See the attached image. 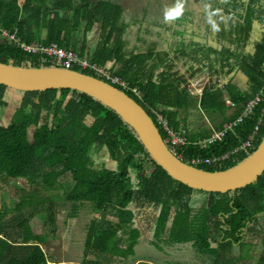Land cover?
Listing matches in <instances>:
<instances>
[{
	"label": "trees",
	"instance_id": "trees-1",
	"mask_svg": "<svg viewBox=\"0 0 264 264\" xmlns=\"http://www.w3.org/2000/svg\"><path fill=\"white\" fill-rule=\"evenodd\" d=\"M112 1L0 0V25L26 44L55 43L81 56L91 40L96 42L90 61L124 82L125 88L114 86L142 105L155 122L162 114L170 128L187 137L188 143L178 149L184 161L217 158L195 167L222 171L253 153L264 138V101L222 140H204L213 129L236 119L257 93L264 96V0H214L210 8L219 10L214 21L217 47L195 39L200 28L194 31L192 18L190 24L184 23L185 10L183 20L173 18L168 24L164 19L162 34H157L162 41L168 39L167 45L171 41L176 59H182L194 74L206 67L225 79L222 86L204 89L201 98L180 86L174 58L159 50L158 44L148 52L128 49L131 42L122 39L128 22L125 26L122 17L134 23L127 26L132 35L141 25L139 21L132 29L142 10L134 6L127 15ZM181 22L189 35L173 34L174 25ZM96 25H101L99 37L88 41ZM206 33L208 37L212 31L207 27ZM0 63L51 67L1 35ZM81 72L94 75L90 70ZM9 98L16 109L7 126L0 124V264H135L141 259L144 264H190L157 255L172 257L184 247L194 250L206 264H235L245 256L255 257L245 231L258 214L264 216V171L234 192L194 189L170 177L150 158L129 124L83 92H23L0 85V114L9 106ZM226 98L239 111L235 108L237 112L230 114L234 108L226 106ZM259 117L262 123L254 143L232 152L247 139ZM157 126L166 138L167 131ZM5 196L14 203L12 209L4 204ZM57 203L68 206L62 223L76 220L75 228L80 230L72 231L69 246L80 243L81 255L67 262L56 252L46 253L47 236L33 235L28 225L32 214L44 211L48 224L56 225ZM148 206L154 210V220L146 239L139 215ZM24 210L34 212L24 215ZM8 212L15 214L3 220ZM66 232L59 239L65 240ZM146 242V253H141L137 249ZM234 244L241 252L231 256ZM255 264H264V238Z\"/></svg>",
	"mask_w": 264,
	"mask_h": 264
},
{
	"label": "water",
	"instance_id": "water-1",
	"mask_svg": "<svg viewBox=\"0 0 264 264\" xmlns=\"http://www.w3.org/2000/svg\"><path fill=\"white\" fill-rule=\"evenodd\" d=\"M0 85L23 92L70 89L87 94L129 124L150 158L170 177L194 189L234 192L255 181L264 171V138L253 153L229 169L206 171L188 164L169 151L158 126L142 105L124 90L80 71L57 67L23 68L0 63ZM235 111V108L230 109L229 113Z\"/></svg>",
	"mask_w": 264,
	"mask_h": 264
},
{
	"label": "rangeland",
	"instance_id": "rangeland-1",
	"mask_svg": "<svg viewBox=\"0 0 264 264\" xmlns=\"http://www.w3.org/2000/svg\"><path fill=\"white\" fill-rule=\"evenodd\" d=\"M132 1L138 3L137 8L141 9L142 13L141 15H139V19L134 18V20H136L137 22H136L135 27H133L132 29L133 30L136 29V27L139 25L138 24L139 21L141 22V25L133 32V35H138V36H135L131 39V43H130L131 46H128V49L135 53H141L142 51L148 52L154 45L161 43V46H159L158 48H160V50H164L165 47L167 46L168 39L165 38L162 41L161 34H157V32L158 31L162 32V27H163L162 24L164 23V19H165V16H164L165 4H170V8H171L172 6H174L177 0H132ZM182 2H183V8L186 11L187 7L189 8V2L188 0H182ZM190 3H191L190 5L191 8H189L188 10H194L195 6H201L203 3L207 4L208 2H205V0H190ZM209 4L211 3L209 2ZM144 10H147V11L145 12ZM179 17L180 19L183 20V15L176 17V20L179 19ZM170 19H173V18H168L166 20L168 24L171 23ZM129 21H132V20L129 18ZM183 28H184L183 22H181L180 24L176 23L173 34L181 33L183 34V36L184 34L189 35V33L183 30ZM191 35L192 34H190V36ZM89 36L91 39H94L93 34H90ZM158 36H160V41L158 40L159 39ZM198 38L199 40H203L207 42L209 45H213L215 47L219 46L218 41H216V38L214 37V32H212L208 37H205L202 35V30H201L200 36H198ZM178 64L182 66V63L178 62ZM193 90L196 93L197 92L201 93L199 89H193ZM8 100H9V106L4 110L2 114H0V124L3 126H7L9 124V122L12 119V115L16 109L15 105L13 104L14 100L11 101L12 98H9ZM209 120L210 118L206 119V121H209ZM19 182L21 183L22 180L20 179ZM22 185H25V184L22 183ZM54 193L58 194V192L56 191H54ZM4 204L6 205L7 209H12L14 207V203L8 200L6 196H5ZM67 208L68 206L64 203L56 204L55 210L53 211L55 214H53V216H54V219H56L57 223L56 225L54 224V226H50L48 224L47 215H46L47 213H45V211L40 212L36 215L32 214L31 216L32 218L28 221L30 231L33 235H36V236L46 235L47 236V240L45 244L43 245L45 252L49 253L50 255H52L55 252L58 253L61 259L63 260V262H67V260H69V257L77 258L78 256L81 255V252H82V249L80 248V245H79L80 243L72 244L71 246H69V240H71L70 234L72 233V231L74 230L77 233H80V230L77 227L75 228L76 220H68L65 222V224L62 223L65 217V212ZM23 212H24L23 213L24 215H28L34 211L24 210ZM13 213L14 212L6 213L3 220H7L13 217V215L15 214ZM141 213H142V216L139 215V218H140L139 225H140L143 236L146 239H148L152 231V223L154 220V210L152 206H148V207L143 208V210H141ZM112 219L113 218H110V220ZM52 228L56 229L54 233H52V230H51ZM248 228L249 230L245 231L246 232V242L248 244L250 243L251 248L255 250L256 252L254 255L255 257L245 256L242 259L236 261L235 264H255L256 259L258 257V250H259L260 243L262 242L264 238V216H261L258 214L256 218L251 223H249ZM67 230L68 232H66L65 234L66 239L64 240L63 238V241H62L61 239H59L61 236V233L63 232L65 233V231ZM64 241L67 243V246ZM147 247H148V244L146 242V243L140 244L137 250L140 251L141 253H146ZM251 248L248 249L249 253L253 252ZM148 249H149L148 251H150V248ZM246 249H247V246L244 248V251L242 252L243 254L244 253L246 254L245 252ZM240 252L241 251L237 244H234L231 246V251H230L231 256H236L240 254ZM157 253H158L157 255L164 256L167 258H178L180 261H183L184 263L189 262L190 264H202V263L206 264V262H204L202 258L196 254L194 250L185 249V247L179 250H175V253L172 257L161 254L159 252ZM89 258L91 257L89 256ZM142 262H145L144 259L137 261L135 264H144Z\"/></svg>",
	"mask_w": 264,
	"mask_h": 264
},
{
	"label": "built area",
	"instance_id": "built-area-1",
	"mask_svg": "<svg viewBox=\"0 0 264 264\" xmlns=\"http://www.w3.org/2000/svg\"><path fill=\"white\" fill-rule=\"evenodd\" d=\"M0 35L8 40L9 42L14 43L16 46L20 47L25 53L28 55L39 56L40 61L44 64H48L51 67L63 68L67 70H76L79 69L80 72L84 70H90L94 73L93 76L102 79L104 81H111V84H120L123 88H125L126 84L122 82L118 77H113L105 67L99 66L96 63H93L86 56L79 55L73 49H66L58 46L55 43L50 45H42V44H26L22 42L20 38L16 36V34H10L6 30H3L0 25ZM179 80L180 86L182 88L187 87L190 91L195 92L193 89H199L201 93L197 94L201 97L203 95V91L206 87L223 85V77L211 73L207 68L196 72L194 75H191V72L185 71L183 68L179 72ZM196 93V92H195ZM264 101V96L262 93H257L254 98L250 99L242 110H238L236 107V103L231 98H226L225 103L229 108H236L239 111V114L236 119L230 121L228 125L224 126L220 129H213L210 133V136L205 138V143H214L222 140L226 134L233 130L238 123H240L245 116L252 113L254 109ZM236 111V112H237ZM262 115H264V105H262L261 109ZM156 125H162L163 128L167 131V137L164 138L168 149L178 158L182 159L181 155L178 152V149L188 143L187 137L181 135L174 129L170 128L168 119L162 114H158ZM262 123V117H259L253 131L249 134L245 141H242L239 145H237L232 152H237L240 150H244L250 147L259 133L260 126ZM225 155H222L221 158H224ZM217 159V158H216ZM215 158H202L200 159H192L191 162L185 161L190 165H195L198 163L210 164L216 160ZM183 160V159H182ZM184 161V160H183Z\"/></svg>",
	"mask_w": 264,
	"mask_h": 264
},
{
	"label": "crops",
	"instance_id": "crops-1",
	"mask_svg": "<svg viewBox=\"0 0 264 264\" xmlns=\"http://www.w3.org/2000/svg\"><path fill=\"white\" fill-rule=\"evenodd\" d=\"M115 5H117V4H119V5H121V7L124 9V12L128 15V13H130V11L133 9V7L134 6H138V3L137 2H134V1H132V0H113L112 1ZM170 8V4H165V7H164V11H166L167 9H169ZM135 13V12H134ZM131 14H133V13H131ZM123 19H124V23H125V26L127 25V22H128V25L127 26H129V28H130V25H134V23H132V21H128V19H125L124 17H122ZM121 20V19H120ZM122 25V24H121ZM126 26V28H124L125 30H123V34H122V39H124V40H127L128 42L130 41L131 42V39L134 37V35H133V32H132V35H130L131 33H130V29L128 28ZM174 29L173 30H175V25H174V27H173ZM100 29H101V25H96V27H95V30H94V32L93 33H91V34H93V36H94V39H97V37H99V32H100ZM158 32H160V31H158ZM161 34H162V32H160ZM90 35V34H89ZM88 35V41L89 40H91V38H90V36ZM204 35V34H203ZM92 44V41H91V43L89 42V46H88V49L85 51V54L83 55V56H86L88 59H90L91 58V56H89V54L91 55L92 53V49H94V46H95V44H96V42H94L93 44H92V46L90 47V45ZM159 46H161V43L160 44H158V47ZM90 48V49H89ZM159 50H160V48H158ZM152 50H154V51H157V48H154V49H152ZM165 50L166 51H168V55L172 58H174V64H175V67H174V71H176V73H177V75L179 76V72H180V70L183 68L185 71H187V72H192V70H189L188 69V67L184 64V61L182 60V59H176L175 58V50H174V48H172L171 47V41H170V43L165 47ZM173 54V55H172ZM178 62H180V63H182V66H180L179 64H178ZM164 70H166V68L164 69ZM177 75H175V76H177Z\"/></svg>",
	"mask_w": 264,
	"mask_h": 264
},
{
	"label": "flooded vegetation",
	"instance_id": "flooded-vegetation-1",
	"mask_svg": "<svg viewBox=\"0 0 264 264\" xmlns=\"http://www.w3.org/2000/svg\"><path fill=\"white\" fill-rule=\"evenodd\" d=\"M216 1H218V0H216ZM188 2H189V8H191L190 7V5H191L190 0H188ZM205 2H208V3L207 4L203 3L201 6H195L194 10H188L189 8L187 7V9L185 11L187 21L184 23L190 24V22L188 20L190 18H192L194 31L196 32V30H198V28H200L198 30L199 34H197L195 37V39H197V40H199L198 36H200L201 30H202V35L204 34L203 36H205V34H207L206 33L207 27L210 29V31L214 32V34L216 32V27H213V23L210 22V19H211V21H216L215 19H218L216 14H217V11H219V10L214 9L215 6L213 7V10L210 8L211 5H214V0H205ZM209 2L211 4H209ZM216 4H217V2H216ZM220 12H223V11H220ZM210 13H211V16L209 17ZM223 15L225 16V14H223ZM221 19H223V18H221ZM223 20H225V19H223ZM212 27H213V29H212ZM208 34H211V33H208ZM201 42H205V41L202 40Z\"/></svg>",
	"mask_w": 264,
	"mask_h": 264
},
{
	"label": "clouds",
	"instance_id": "clouds-1",
	"mask_svg": "<svg viewBox=\"0 0 264 264\" xmlns=\"http://www.w3.org/2000/svg\"><path fill=\"white\" fill-rule=\"evenodd\" d=\"M184 11V8H183V2H182V0H177V2L174 4V6H172L171 8H169V9H167L166 11H165V13H164V16H165V19H168V18H176V17H178V16H180L181 15V13ZM211 16V13L209 14V17ZM210 22L211 23H213V27H217L216 25H215V22L214 21H211V19H210ZM173 55V54H172ZM196 69H197V67H195ZM206 68V67H205ZM204 69V68H203ZM202 69V70H203ZM198 71H200V70H197L196 72H198ZM212 73V72H211ZM213 74H215V73H213ZM191 75H194V72H191ZM216 75H218V74H216ZM176 77H179V76H176ZM223 77V76H222ZM223 80L225 81V79H224V77H223ZM216 85H218V84H216ZM215 85V86H216ZM222 86V85H221ZM206 88H208V87H206ZM205 88V89H206ZM195 93V92H194ZM203 94H204V91H203ZM203 96V95H202ZM201 96V97H202ZM200 97V96H199ZM200 97V98H201Z\"/></svg>",
	"mask_w": 264,
	"mask_h": 264
},
{
	"label": "bare ground",
	"instance_id": "bare-ground-1",
	"mask_svg": "<svg viewBox=\"0 0 264 264\" xmlns=\"http://www.w3.org/2000/svg\"><path fill=\"white\" fill-rule=\"evenodd\" d=\"M249 160H250V159L244 161L240 166H243V165L246 164ZM240 166H239V167H240ZM233 170H235V169H233Z\"/></svg>",
	"mask_w": 264,
	"mask_h": 264
}]
</instances>
